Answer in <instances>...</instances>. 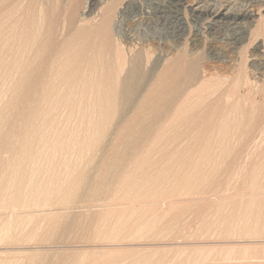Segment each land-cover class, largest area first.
Listing matches in <instances>:
<instances>
[{"label": "rangeland", "instance_id": "374dc122", "mask_svg": "<svg viewBox=\"0 0 264 264\" xmlns=\"http://www.w3.org/2000/svg\"><path fill=\"white\" fill-rule=\"evenodd\" d=\"M24 3L26 7L41 4L48 6L45 12L47 35L44 38L45 51L41 54L43 57L34 63L38 72L31 82L33 88L30 84L20 88L22 92L26 90L28 94L23 93L19 104L24 107L20 108L18 105L20 109L15 114H19L24 108L35 109L34 107L38 105L44 107L39 104L42 102L44 104L45 101L39 99L42 98L40 92L43 88L44 90L50 88L45 89L49 85H44L45 82L41 79L50 68V62L57 58L59 52L81 46L87 49L94 47L93 51H83L84 58L92 55L96 59H103L106 63L115 62L117 52H123L128 62L138 64L141 74H145V77L149 75L140 83V89L137 90L141 95L140 100L143 99L146 88L154 87V93L150 96L152 100L146 101L148 104L142 103H146L147 108L162 107L161 110L156 111L159 113L150 115L148 112V115L144 116L145 124L156 126L148 129L147 132L120 137L117 135V128L108 127L106 134L100 140L97 152L91 153L87 157L88 160H84L83 169L91 173V184L72 194L65 203L56 208L67 209L66 212L69 213L66 215H70L67 216L70 221L78 219L81 223H86L91 213L104 219H111L115 213H118L123 217V221L134 219L136 222H147L148 218L152 221L154 217V224L151 222L152 225L137 236L134 234L136 226L126 223L118 233L111 235L105 234L103 230L77 227L71 234L66 232L68 235H65V238L54 237L56 239L44 240L45 246L36 248L38 253L41 255V252H53L56 256L53 264H98L99 259L104 257L103 253L111 252L121 254L116 256L118 258L113 262L102 260L104 263L100 261V264H264V72L259 71L257 64L260 58L264 60V46L260 50L256 49L258 44L264 43V19L250 25L249 40L240 45L232 41L234 34L232 28L208 30L206 21H192L188 10L183 14L189 20V25L182 31L177 26L172 13L171 15L168 11L158 12L156 6L148 0H95L96 7L93 11H88L86 0H26ZM182 57L191 60L193 66L187 69L182 66L169 73L166 68L168 61ZM164 70L173 79L175 77V80L163 82L156 90V81ZM243 79L249 81V87L240 84ZM40 81L39 85L43 83L41 87L37 84ZM205 82L214 85L212 92L203 93L202 97L198 94L188 97L189 91ZM1 86L0 82V107L5 108L4 100L7 98L4 97V87ZM26 87H30L33 92L27 88L29 93ZM235 88L240 96L253 102L254 108L256 106L257 110L253 109L257 115L255 114V123L250 127V133L235 139L237 141L235 152L231 151L226 156L220 168L211 177L204 179L203 175H196L192 179L197 181L190 186V192L164 197L168 201L172 199L175 203H185L180 201L190 197L188 204H180L182 206L179 207L165 205L161 202L163 198L161 194L148 190L151 187L158 189L168 187L166 182L168 176L159 173L162 167L161 158L177 161L176 163L172 161V165L175 163L172 171L183 173L195 169L193 164L198 160V156H186L176 149L161 150L156 146L144 149L143 143L147 138H153L167 130V127L160 126V123L164 115L178 102L189 100L198 103L197 108L194 109L197 110L194 112L195 115H200L201 119L203 115V120L207 119L209 122L213 119L220 121L217 116L216 119L212 115V112L221 110L227 101L235 100L231 98L228 100L233 93L231 91ZM34 90L37 96L34 95ZM167 91H173L172 96H174L169 102H166L161 95L162 92L167 93ZM133 110V107L126 109V118L137 123L142 116L136 115ZM27 113L23 110L22 114L25 116L14 115L15 119L11 118V120L0 116V125L3 124L5 128V139H10L15 131L19 128L23 130L26 124H29V120H33L31 118L33 115L27 116L29 114ZM34 116L36 124L50 119L44 112ZM62 119L71 121L67 116ZM64 129V132H67L71 128L67 126ZM206 129V133L213 130L210 127ZM205 132L202 131L201 133L204 134L201 135H205ZM197 134L196 137L201 136ZM111 151L115 155L120 152L118 161L121 164L132 163L134 157L140 159L139 161L151 155L161 159H153L150 166L137 171L142 175L140 179L143 176L150 177L149 181H141L142 187L148 193L139 200L138 208H131V198L134 193L129 190L121 191L118 184L116 182L114 184L112 180L116 177L105 175L100 166L112 158ZM14 158L15 156L8 149L0 151V160L13 162ZM42 158L46 160L47 156L44 155ZM70 159L73 163L79 161L76 156H71ZM210 161V158L204 160L207 165ZM35 170L38 174L43 172L38 164ZM180 177L182 178V175ZM180 177L177 178L181 179ZM103 181H107L104 191L100 195H95V185ZM9 186H12V183H9ZM54 194L56 193L50 195L55 196ZM38 203L39 199L36 197L26 198V201L11 200L0 204V214L17 211L16 213L21 217L18 219L20 223L21 219L24 220L26 212L30 215H43L48 211ZM77 207H84V210L78 213L72 209ZM179 208H186L181 216L178 214ZM144 209L151 211L145 213ZM65 227L61 228L65 229ZM49 242L56 243L57 248L49 247ZM106 245L113 247L107 249ZM145 257L149 259L146 260ZM6 258L10 263L13 262V259ZM119 259H122L121 262Z\"/></svg>", "mask_w": 264, "mask_h": 264}, {"label": "bare ground", "instance_id": "6f19581e", "mask_svg": "<svg viewBox=\"0 0 264 264\" xmlns=\"http://www.w3.org/2000/svg\"><path fill=\"white\" fill-rule=\"evenodd\" d=\"M15 1L0 0V82L2 83L1 87H4V97L7 98L6 100L3 99L5 108L0 107V116H3L6 120H11L14 115L20 116L24 110L25 113H29H27V116L31 114L30 116L35 117L34 115L37 113L44 112L50 119L36 124L34 118L31 117L33 119L31 120L29 117V124H26L23 130L19 128L15 131L8 140L5 139L3 124L0 125V151L8 149L15 156L13 162L0 160V204L15 199L26 201V198L36 197L39 199L38 204L47 208L48 211L43 215H30L26 212L24 220L21 219L20 223L18 219L21 217L18 216L17 211H10V214H0V264H47L49 262L53 264V259L56 258L53 252H41L40 255L36 248L45 246L44 240L56 239L54 237L65 238V235L74 231V228L86 229L89 227V229L103 230L105 234L111 235L118 233L123 226L134 225L136 226L134 234L137 236L151 226V222L154 224V217H152L154 221H150V218H148L147 222H136L134 219L123 221V217L118 213H115L111 219L100 218L95 213H91L88 221L81 223L78 219L70 221L68 218L70 215H66V213H69L66 212L67 209L56 208L65 203L72 194L91 184V173L83 169L85 168L84 160H88L87 157L91 153L97 152L100 140L106 134L108 127L117 128V135L120 137L126 134L136 136L138 133L147 132L148 129L156 126L149 123L145 124L143 118L148 114L159 113V111H156L161 110L162 107H146L147 102L152 100L150 96L154 93L153 86L146 88V92L142 96L143 99L140 100L141 95L137 90L140 89V83L147 79L149 75L145 77V74H141L138 64L128 62L123 52H117L115 62L106 63L103 59H96L92 55L84 58L83 51H93L94 47L87 49L81 46L59 52L57 58L50 62V68L43 79L40 78L42 82L44 80V85H49L45 89L50 88V90H44L43 86V91H39L42 95V98L39 99L45 100L44 104H42V101L39 104L44 105V107H40V105H38L40 108L34 107L35 109L26 107L27 109H21L22 112L18 111L19 114H15L17 110L24 107H21L20 104L26 90L24 89L25 91L22 92L20 88L23 86L25 88L28 84L31 85L38 72V69L34 67V63L40 57H43L41 54L42 51H45L44 38L47 35V33L45 34V12L48 10L46 4L26 7L24 3L26 0ZM148 1L156 6L158 12L165 13L168 11L170 14L172 13L177 26L182 31L187 29L189 25V20L183 14L185 10H188L191 20L194 22L206 21L208 30L224 29V27L227 29L232 28L234 33L232 41L240 45L249 38L250 25L264 19V0ZM86 4L88 11H93L96 7L95 0H86ZM263 44H258L256 49L260 50L264 46ZM192 63L191 60L182 57L181 59L168 61L166 68L170 73L171 70L179 69L182 66L185 69L192 67ZM257 64L259 71L264 72V60L260 58ZM163 73H165V70ZM163 73L156 81V90L163 82L175 80V77L173 79L169 73L164 75ZM243 80L240 81V84L249 87V81L247 79ZM39 83L41 81L37 84L39 85ZM209 83L199 84L196 89L188 92V97L197 94L202 97L203 93H210L214 85ZM41 85L39 86L41 87ZM30 87H26V89ZM29 90L33 92L31 88ZM231 93L228 100L230 98L235 100L227 101L226 106H221L223 107L221 110L212 112V115L215 118L217 116L220 121L216 120V122L214 119L212 121V118L210 122L207 119L205 121L202 113L203 118L201 119L200 115L194 113L197 111H194V109L197 108L198 103L181 100L185 102L175 104L171 111L167 112L162 118L160 126L165 125L167 130L153 138H147L143 143L142 147L144 149L156 146L161 150L176 149L186 156H198V160L196 162L193 160L194 164L192 163L195 169L186 170L187 172L183 170V173L182 171L181 173H173L172 167L177 161L172 160L175 162L172 165L171 159L165 158L166 160H164L161 158L162 167L159 173H165L168 176L166 180L168 187L164 189L151 187L148 190L161 194L163 197L161 202L165 205L179 207L182 206L180 204H188L190 197L184 201L180 199V202L185 203H175L172 202V199L168 201L164 197L171 194L190 192V186L197 181L192 179L196 175H203L202 178L206 179L216 173L222 161L236 148V140L248 134L250 127L254 125L256 118L254 109L256 106L254 108L253 102L251 103L248 101L249 99L240 96L236 92V88ZM24 94L28 93L25 92ZM172 94L173 91L161 93L166 102L174 99ZM32 102H30V105H32ZM128 107H133L135 114L142 116L137 123H133L126 118ZM65 116L71 121L63 120L62 117ZM67 126L71 129L64 132V128ZM208 127L213 128V130L206 133L205 130ZM202 131L205 132L206 136L201 135L204 134L201 133ZM196 134L201 136L196 137ZM119 153L116 155L112 153V158H109L112 160L100 166H102L105 175H113L117 178L112 180L114 184L115 182L118 184L121 191L129 190L134 193L131 198V208L135 209L138 208L139 200L143 199V196L148 193L142 187L141 181L150 180L149 176H143L140 179L142 175L138 174L137 171L150 166L149 164L153 159H161L151 155L149 158L139 161L140 159L134 157L132 163L121 164L118 161ZM44 155L47 156L46 160L42 158ZM71 156H76L79 161L73 163L70 159ZM208 158L211 161L207 165L204 160ZM37 164L42 167L43 172L40 174L35 170ZM180 175H182V178ZM178 176L181 179L177 178ZM9 183H12V186H9ZM105 183L107 181L95 185V195H100L104 191ZM53 192L56 193L55 196L50 195ZM150 207L154 209L153 206ZM72 209L81 213L84 207ZM185 210L186 208H179L178 214L181 216L185 213ZM150 211L151 209L143 210L145 213ZM62 225L66 226L65 229L61 228ZM40 232L42 233L39 234ZM55 244L49 242L48 246L57 248ZM105 247L112 248L113 245H106ZM103 254L104 257L99 259L98 264L104 263L102 260L113 262L118 258L116 256L121 253ZM105 255H109V257L106 258ZM6 257L13 259V262L10 263ZM145 259L148 260L149 258L145 257ZM119 260L121 262L122 259Z\"/></svg>", "mask_w": 264, "mask_h": 264}]
</instances>
